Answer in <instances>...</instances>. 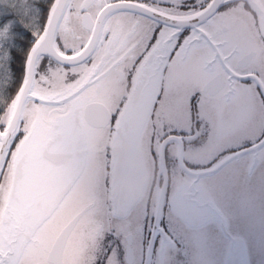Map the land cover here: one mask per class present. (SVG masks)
<instances>
[{
  "label": "snow or ice",
  "instance_id": "obj_1",
  "mask_svg": "<svg viewBox=\"0 0 264 264\" xmlns=\"http://www.w3.org/2000/svg\"><path fill=\"white\" fill-rule=\"evenodd\" d=\"M245 13L264 2L0 0V264H144L150 240L163 264L199 213L206 237L264 264L217 203L245 168L264 179V28ZM209 148L202 171L169 177L174 150ZM167 225L157 252L150 229Z\"/></svg>",
  "mask_w": 264,
  "mask_h": 264
},
{
  "label": "flooded vegetation",
  "instance_id": "obj_2",
  "mask_svg": "<svg viewBox=\"0 0 264 264\" xmlns=\"http://www.w3.org/2000/svg\"><path fill=\"white\" fill-rule=\"evenodd\" d=\"M248 2L253 4H259L264 2V0H248ZM247 22L249 24H257L260 28H264V13L260 14L259 19L255 22L251 15L245 13ZM14 70L13 80L14 87L16 86V69ZM171 131V130H169ZM249 132H241L238 135L244 136L248 135ZM174 135L179 137L184 135L183 131L180 128H177L174 132ZM175 147V146H174ZM251 148V145L248 146V149ZM171 150V149H170ZM234 150L239 153L243 149L236 145ZM215 148H209L201 152H190L185 150L180 152L178 149L174 150V155L178 159V164L175 167L173 172L169 173L171 179H179L180 173L186 168L187 165L193 164V167L197 171H202L203 169L198 167L200 163H206L208 159L212 158ZM198 153V154H196ZM200 154V155H199ZM228 159V158H226ZM225 161H221V164H224ZM171 167V163H170ZM245 168L237 174V176L232 181L233 187L228 183L222 185L217 193V203L221 206L231 205V210L229 211V217L233 214H240L246 216L248 214V207L246 206L250 200L259 201L256 205V212L261 214L264 218V179L259 175L251 182H248L249 172ZM225 171H228L226 168ZM150 178V174H149ZM245 184H250L245 186ZM163 189L161 188L155 197V202L157 206L161 202ZM146 193L142 192V195L137 199L136 202H139L143 199ZM219 210V209H218ZM239 217L231 218V227L232 231L230 235L235 238L239 234V229H252L249 233L253 238L260 239L264 242V229L255 228L253 225L256 222L255 219H245L244 222L252 224H244L238 219ZM204 215L203 213L194 214L190 217L183 225L185 241H178L179 243L187 242L188 248L185 250L177 244H172L171 247H166V242L172 243L175 238V233L171 231V225H167V230L165 228H151L152 233L151 239H157V232L164 233L159 236L157 240V252L160 251L161 247H166L164 250V260L163 264H225V262L236 261L237 264H240L243 258L240 257V252L236 253L231 257H226L227 252L231 244L229 242L223 243V245H218L216 243L215 237H206L201 232V225L203 223ZM260 222L264 223V219ZM255 241V240H254ZM256 246H259L261 242H254ZM74 254L73 249H69L67 256L71 258ZM250 253H247V255ZM144 264H149V260L152 259L151 253V240L149 241V247L144 250Z\"/></svg>",
  "mask_w": 264,
  "mask_h": 264
},
{
  "label": "rangeland",
  "instance_id": "obj_3",
  "mask_svg": "<svg viewBox=\"0 0 264 264\" xmlns=\"http://www.w3.org/2000/svg\"><path fill=\"white\" fill-rule=\"evenodd\" d=\"M198 154V153H196ZM200 155V154H199ZM247 173H248V170H246ZM250 184H245V186H249ZM259 201L257 200H250L249 203H247V207H248V214L246 216H243V215H240V214H233V215H230L231 218L232 217H239L238 219L240 221H242V223L244 224H252V223H246L244 222L245 219H255L256 222L254 223L255 225H253L255 228H263L264 229V223L260 222L261 220H263V216L261 214H259L258 212H256V205ZM248 234L252 231V229H244ZM253 240H255L254 242H261L264 243L263 241H261L260 239H256V238H253Z\"/></svg>",
  "mask_w": 264,
  "mask_h": 264
},
{
  "label": "water",
  "instance_id": "obj_4",
  "mask_svg": "<svg viewBox=\"0 0 264 264\" xmlns=\"http://www.w3.org/2000/svg\"><path fill=\"white\" fill-rule=\"evenodd\" d=\"M248 150L250 151L251 148H249ZM239 153H242V151H240ZM218 167H219V165H218ZM129 194L132 196L133 201L136 202L137 199H139V197L142 195V192H131L130 191ZM233 255H235V251H234L233 247L230 246L229 249H228L226 257L228 258V257H231ZM239 255H240L241 258H243V260H242V262L240 264H243V262L245 261V259L247 257V253H245L243 250H241Z\"/></svg>",
  "mask_w": 264,
  "mask_h": 264
},
{
  "label": "trees",
  "instance_id": "obj_5",
  "mask_svg": "<svg viewBox=\"0 0 264 264\" xmlns=\"http://www.w3.org/2000/svg\"><path fill=\"white\" fill-rule=\"evenodd\" d=\"M38 6H39V3H38ZM17 67H18V65L15 63V62H13L10 66H9V69H8V71H9V73H10V75H11V77H12V86H13V88H14V80H13V74H14V70L13 69H17Z\"/></svg>",
  "mask_w": 264,
  "mask_h": 264
}]
</instances>
